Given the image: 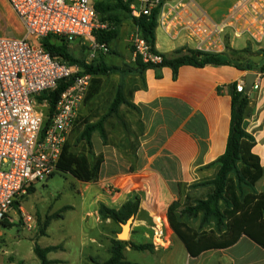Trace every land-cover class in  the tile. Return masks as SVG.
Wrapping results in <instances>:
<instances>
[{
    "label": "crops",
    "instance_id": "obj_1",
    "mask_svg": "<svg viewBox=\"0 0 264 264\" xmlns=\"http://www.w3.org/2000/svg\"><path fill=\"white\" fill-rule=\"evenodd\" d=\"M166 1L174 3L177 0ZM194 2L210 21L218 23L235 0H232L227 9L217 16L209 14L198 0ZM0 4L8 16L5 1L0 0ZM235 40L231 39L229 43L232 50ZM247 43L254 53L252 60L259 65L264 63V46L261 44H253L246 39L242 47L236 50L244 49ZM196 44V39L190 35L181 34L177 40H171L160 28L155 30V50L160 54L170 56L176 50H193ZM134 60L133 55L129 68L134 66ZM248 73H256L257 78L249 93L252 115L244 120L243 129L254 138L252 153L258 157L261 166V177L255 182L253 189L257 194L264 192V72L239 71L230 66L204 68L182 66L178 69L174 80L169 68L161 70L159 79L156 78L154 70L148 69L140 76L130 73L118 74V86L122 84V92L125 95L130 94L127 101L133 107V109L124 105L119 107L118 126H122L121 121H123L125 129L137 131L136 138L139 145L136 151L135 170L130 172L129 163L127 165L119 152L109 145H103L98 135L93 134L91 136L93 154L102 155L103 162L96 182L78 181L82 185L78 193L84 205V216L89 218L93 215L92 212L97 209L98 202L117 210L123 203L138 197L140 216L149 199H152L150 202L152 201L154 205H146L151 207H156V199L165 201L162 209L151 213L150 221L156 220V226L158 221L166 220L167 209L178 195L177 184L185 176L195 173L224 153L230 122L231 102L228 87L234 83L244 86L245 76ZM99 95L93 100L96 101ZM113 96L114 94L110 102ZM104 128L110 131L108 125H104ZM121 129L120 142L127 143L130 137L126 139L123 128ZM102 183L112 188L116 187L115 184L123 186L117 191L122 197L119 204L115 202V195L108 196L103 192L104 190L102 191L100 187ZM21 209L28 215L22 207ZM17 214L16 211L13 212L16 220ZM148 220L142 218L140 225L150 231V237L154 240L152 243L156 247L165 246L168 232L162 238V233L158 234V231L150 229ZM15 228L16 233L13 232ZM24 230L30 234L24 236L22 232ZM45 236L47 230L44 235H38L35 225L33 229L28 230L22 222L16 225L4 223L0 227V264H40L33 247L35 244L39 246V240ZM93 242L94 240L91 239V243ZM176 245L180 247H177L178 250L182 249L186 264H264V249L246 236H241L229 247L209 249L197 257H191L183 243L174 235L165 248L164 255ZM47 247H58L57 250L47 254V260L53 264L68 263L63 257L64 247L52 245L40 248ZM92 251L91 256L83 258L82 254L77 264H103L109 259L107 248L104 250L105 256L100 259L95 255L98 247Z\"/></svg>",
    "mask_w": 264,
    "mask_h": 264
},
{
    "label": "built area",
    "instance_id": "obj_2",
    "mask_svg": "<svg viewBox=\"0 0 264 264\" xmlns=\"http://www.w3.org/2000/svg\"><path fill=\"white\" fill-rule=\"evenodd\" d=\"M24 31L22 37L0 36V227L22 222L26 229L35 223L24 214L18 198L27 189L50 179L57 172L63 146L67 142L84 104L92 77L53 57L39 41L47 36L90 42L93 52L106 54L104 43H95L93 34L110 31L112 26L99 20L94 0H4ZM129 16L139 19L158 9L157 28L171 40L181 34L196 39L194 51L222 54L231 39L246 38L253 44L264 40V0H235L224 18L210 21L194 0H134ZM131 46L144 64H159L162 54L134 32ZM192 50V49H187ZM63 80L72 83L61 94L53 116L43 131L46 99ZM244 90L236 84V92ZM109 187H107L108 190ZM16 211L17 220L13 216Z\"/></svg>",
    "mask_w": 264,
    "mask_h": 264
},
{
    "label": "trees",
    "instance_id": "obj_3",
    "mask_svg": "<svg viewBox=\"0 0 264 264\" xmlns=\"http://www.w3.org/2000/svg\"><path fill=\"white\" fill-rule=\"evenodd\" d=\"M113 1L115 5H111L108 0H94V8L101 19L100 21H105L104 16H109L115 9L127 11L129 14L128 7L134 0ZM157 15L158 9L153 10L149 16H142L139 19H133L129 16L137 27L141 38L149 44L153 52H157L155 50ZM117 35V31H97L93 34V38L98 43L109 45L117 38ZM69 43L64 38L55 36H47L39 41V45L51 56L59 57L69 64L71 62L77 63L68 54ZM252 57L253 53L248 47L242 50L227 49L222 54H209L182 49L176 50L170 56L162 54V61L159 64H144L140 58L135 57L134 66L132 68L127 66L125 69L117 66H107L100 59L95 60L90 65L82 63L83 73L92 77L84 104L92 101L100 93L101 78L110 74L130 73L140 76L145 70L151 69L155 71V76L159 79L161 70L169 68L172 71V78L175 80L177 71L182 66L194 68L230 66L239 71L263 73L264 63L259 65L252 60ZM71 83L72 80H63L54 91L43 93L39 98V100L46 99L48 103L43 131L54 114L61 94ZM228 91L231 104L225 151L215 161L199 169L214 170V175L206 182L209 192L205 198L196 200L194 205L186 206L181 211L182 214L193 217L201 214V226L213 219L214 226H210L208 229H193L175 220L173 211L180 206L182 198L181 183L177 184L178 199L172 202L167 209L168 224L191 257H197L200 253L209 249L229 247L236 243L241 236H246L264 249V192L257 194L253 189L255 182L261 177V166L258 157L252 153L255 144L254 138L243 129L244 120L250 118L253 111L251 108V95L246 94L244 90L240 93L236 92V83L231 84ZM129 95H125L122 92V84L119 85L112 101L109 103L106 114L96 122H82L78 141L83 143V149L80 151L73 150L67 140L57 164V173L70 175L81 183H93L98 180L103 156H95V162L91 163L90 159L94 156L91 136L97 134L103 145H107V135L104 128L105 120L110 116L116 117L121 105L133 109L127 101ZM77 122L78 119L74 127H76ZM138 145L137 142L129 168L130 172L135 170ZM199 185L202 186V184ZM33 191V187L28 188L27 195L33 193ZM14 205L15 207L19 206V202H15ZM139 206V198L134 197L131 201L123 203L118 210L99 205L98 215L102 221L109 220L115 224H120L124 223L129 217L136 216ZM156 227L158 228L157 225H154L150 229L155 231ZM44 232L45 230L40 235H44ZM111 244L110 257L103 264H128L123 262V250L125 248L140 252H152L153 249L151 244L136 245L129 241L112 240ZM57 249L58 247L41 249L35 244L33 252L40 264H53V262L47 260V254Z\"/></svg>",
    "mask_w": 264,
    "mask_h": 264
},
{
    "label": "rangeland",
    "instance_id": "obj_4",
    "mask_svg": "<svg viewBox=\"0 0 264 264\" xmlns=\"http://www.w3.org/2000/svg\"><path fill=\"white\" fill-rule=\"evenodd\" d=\"M110 1L111 5H115L113 0ZM124 2L126 0H123ZM201 6L211 15L217 16L221 12L227 9L232 0H198ZM6 9L8 16L0 4V36L5 37H22L24 31L19 21L13 16L7 5ZM99 20L100 17L98 16ZM105 21L103 23L110 24L112 29L107 32L117 31V38L112 41L108 47L106 54H101L96 51L93 52L91 43L81 40H74L68 45V54L71 58L75 59L77 63H70L78 68L79 73H83L81 64L90 65L95 60H101L103 64L107 66H117L125 69L131 65V59L133 58L131 39L137 27L130 19L127 11L115 9L109 16H104ZM104 32V31H102ZM97 42L94 38L92 39ZM246 38L236 39L234 41L233 50H236L245 43ZM264 42V41H263ZM261 45L264 46V43ZM98 43V42H97ZM105 44V43H104ZM249 48V44L245 48ZM230 45L228 49H230ZM232 49V48H231ZM254 54V53H253ZM135 58V56H134ZM133 63V62H132ZM85 74V73H84ZM102 86L100 87V95L95 100L83 104L78 111V122L69 136L68 142L73 150L80 151L83 149V143L78 141V135L80 132L81 124L83 121L96 122L102 116L106 114L108 110L109 102L113 94L118 87L119 77L118 74H110L101 78ZM43 113L46 108H39ZM76 119V120H77ZM119 119L116 116H110L105 120L104 125H108L110 131L106 129L107 145L113 147L125 162L129 163V168L135 148L137 146L136 132L130 128L124 126V122L121 121L122 126L119 125ZM75 126V125H74ZM81 127V128H80ZM123 133L126 135V139L130 137V141L127 143L120 142V135ZM124 138V137H123ZM91 163L95 162V156L91 159ZM125 163V164H126ZM214 175L213 169L197 170L195 173L185 176L180 182L182 184V198L180 200V206L173 211L175 220L186 224L193 229H208L210 226H214V220L210 219L206 224L201 226V214L196 217L182 214L181 211L186 206L194 205L198 199H203L209 192L207 186V180ZM106 183V182H105ZM199 184H202L199 185ZM102 183V191L108 196L115 195V202L118 204L121 202L122 197L120 193L117 194L118 188H122V185L115 184V188L109 187ZM82 185L70 175L61 173H55L53 177L47 181L37 184L33 187V193L23 195L18 198L19 206L25 210L35 223V230L38 235L44 230H47V236L42 237L39 240L40 247L61 245L65 248V254L63 257L68 260L67 264H77L78 259L93 254L92 249L98 247V252L95 254L96 258L100 259L105 256V248L110 257V250L112 247V240H117L116 236L120 233L119 224H115L109 220L102 221L98 215L99 205L104 203H97V214L92 212L89 218L84 216L82 199L78 191H80ZM178 199V195L176 200ZM149 199L146 204L154 205ZM175 200V201H176ZM165 201H158L156 199V207L144 205V211L142 216L138 211L134 217L133 224L131 225L130 234L127 241L136 245L151 244L153 246L152 252L148 251H134L129 248L123 250V262L128 264H186L185 258L182 253V249L178 250L176 245L172 247L167 254L164 255V250L174 237V233L170 228L167 215L166 220H160L157 223L158 228L156 231L162 233V238L168 232L167 244L165 246L156 247L152 242L154 240L150 237V231L143 228L140 225L141 219H149L153 212L159 211L165 205ZM107 207V206H106ZM118 210V209H117ZM156 220H151L149 223L151 226L155 225ZM167 221V222H166ZM46 227V229H45ZM91 228V229H90ZM16 233L17 229H13ZM24 236L28 231H22ZM91 239L94 240L91 243ZM126 242V241H125ZM59 247V246H58ZM180 248V247H179ZM94 255V256H95ZM164 255V256H163ZM90 259V257H89Z\"/></svg>",
    "mask_w": 264,
    "mask_h": 264
},
{
    "label": "water",
    "instance_id": "obj_5",
    "mask_svg": "<svg viewBox=\"0 0 264 264\" xmlns=\"http://www.w3.org/2000/svg\"><path fill=\"white\" fill-rule=\"evenodd\" d=\"M256 78H257V74L256 73H248L245 76V80H244V92L246 94L251 92V90H252V88L254 86V83H255ZM134 217L135 216H131L124 223H120L119 224V226H120V233L117 234V236H116V238H117L118 241H122V242L127 241L128 236L130 234L131 225L133 224V221H134Z\"/></svg>",
    "mask_w": 264,
    "mask_h": 264
},
{
    "label": "bare ground",
    "instance_id": "obj_6",
    "mask_svg": "<svg viewBox=\"0 0 264 264\" xmlns=\"http://www.w3.org/2000/svg\"><path fill=\"white\" fill-rule=\"evenodd\" d=\"M158 234H161V232L160 233L158 232Z\"/></svg>",
    "mask_w": 264,
    "mask_h": 264
}]
</instances>
